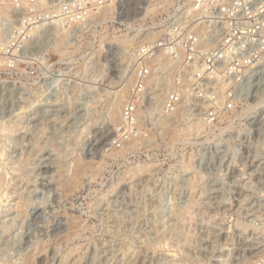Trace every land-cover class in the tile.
Returning <instances> with one entry per match:
<instances>
[{
	"label": "rangeland",
	"instance_id": "obj_1",
	"mask_svg": "<svg viewBox=\"0 0 264 264\" xmlns=\"http://www.w3.org/2000/svg\"><path fill=\"white\" fill-rule=\"evenodd\" d=\"M89 1L3 16L15 65L0 55V264H264V46L202 66L172 117L116 144L114 104L179 0Z\"/></svg>",
	"mask_w": 264,
	"mask_h": 264
},
{
	"label": "built area",
	"instance_id": "obj_2",
	"mask_svg": "<svg viewBox=\"0 0 264 264\" xmlns=\"http://www.w3.org/2000/svg\"><path fill=\"white\" fill-rule=\"evenodd\" d=\"M178 4L159 22L162 30L156 33L157 37L149 41L150 34L143 39L140 56L144 62L135 72L130 99L122 113L123 133L116 144L142 138L146 124L158 127L163 111L172 117L183 95L193 87L194 81L202 78V66L238 58L254 62L259 55L255 47L264 46L261 40V43L255 41L258 30L255 17L258 12H264V0H179ZM39 5V0H13L9 7L16 11L17 18L24 14L26 22H31L39 18ZM2 7L4 0H0ZM70 15L73 20L83 18L81 12ZM4 22L6 19L2 18V26ZM212 42L216 45L211 46ZM9 49L1 46L0 55L5 65L11 66L15 65V59L8 54ZM172 78L177 87L171 89Z\"/></svg>",
	"mask_w": 264,
	"mask_h": 264
},
{
	"label": "bare ground",
	"instance_id": "obj_3",
	"mask_svg": "<svg viewBox=\"0 0 264 264\" xmlns=\"http://www.w3.org/2000/svg\"><path fill=\"white\" fill-rule=\"evenodd\" d=\"M5 1V7H2L1 9H0V18L2 17L3 18V16L4 15H6V13H7V9H9L10 7H9V5L10 4H12V2H13V0H4ZM106 1V0H105ZM162 1V0H161ZM41 2V1H40ZM90 2V1H89ZM112 2V1H111ZM167 2V1H166ZM45 3V2H44ZM84 3V2H83ZM103 3V2H102ZM110 3V2H109ZM92 5V4H91ZM110 5H112V4H110ZM156 5V4H155ZM89 6V5H88ZM162 6V5H161ZM7 7H9V8H7ZM91 7V6H90ZM95 7V6H94ZM99 7V6H98ZM157 7V6H156ZM110 8H112V7H110ZM11 9V8H10ZM91 9V8H90ZM89 9V10H90ZM98 10V9H97ZM109 10V9H108ZM153 10V9H152ZM156 10V9H155ZM88 11V10H87ZM105 11L106 12H109V11H107L106 9H105ZM104 11V12H105ZM149 11H151V10H149ZM157 11V10H156ZM103 12V11H102ZM104 12L102 13V14H104ZM111 12V11H110ZM152 13V12H151ZM93 14V13H92ZM91 15V14H90ZM97 15H98V13H97ZM105 15V14H104ZM10 16V15H9ZM102 16V15H101ZM84 17V16H83ZM1 18V19H2ZM59 18V17H58ZM0 19V21H2ZM54 19V18H53ZM52 19V20H53ZM61 19V18H60ZM63 19V18H62ZM66 20V19H65ZM64 20V21H65ZM54 23H55V21H53ZM64 24V23H63ZM63 24H61V25H63ZM58 25H60V24H58ZM67 25V24H66ZM68 25H70V24H68ZM1 27H2V23L0 22V31H1ZM63 27V26H62ZM69 27V26H68ZM67 28V27H66ZM3 33V32H2ZM64 34V33H63ZM2 35V34H1ZM64 36V35H63ZM66 36V35H65ZM1 37V36H0ZM151 37V39H153L154 37H155V35L154 36H150ZM61 38V37H60ZM62 39V38H61ZM63 39H65V37L63 38ZM62 39V40H63ZM128 39V38H127ZM120 40V39H119ZM125 40V39H124ZM121 41V40H120ZM130 41V40H129ZM128 41V46L131 48H133V50H134V55H135V52H137L138 53V51L137 50H139L140 49V45L138 44V43H136V42H134L135 40H133V44H132V42H129ZM64 43V42H63ZM121 43V42H120ZM123 43V42H122ZM127 43V42H126ZM143 43V42H142ZM1 44V43H0ZM60 44V42L58 41V43H57V48H58V45ZM138 44V45H137ZM126 45V44H125ZM4 46V45H3ZM60 46V45H59ZM6 47H7V45H6ZM127 48V47H126ZM129 49V48H128ZM136 50V51H135ZM141 51V50H140ZM62 53V52H61ZM69 53V52H68ZM131 53H133V51L131 52ZM136 53V54H137ZM140 53V52H139ZM63 54V53H62ZM1 57V56H0ZM2 60V59H1ZM0 62H2V61H0ZM134 76V75H133ZM132 79V78H131ZM130 79V80H131ZM130 80L127 82V85H126V91L125 92H129L130 91V86L129 85H131V82H130ZM132 81H134V80H132ZM133 83V82H132ZM222 86V89L224 88L223 87V85H221ZM130 87V88H129ZM129 90V91H128ZM130 94V93H129ZM221 95V94H220ZM223 95V94H222ZM127 96V95H126ZM126 96H123V97H120V98H118V100L116 101V103L114 104V109H112L113 111V117H112V119H113V122H114V124H115V127H116V129H117V132H119V128H120V126H122V113H123V108H124V104H125V102L127 101V98H126ZM128 97V96H127ZM126 98V99H125ZM222 98V97H221ZM35 100V99H34ZM38 100V99H37ZM36 102V101H35ZM32 104V103H31ZM35 104V103H34ZM37 106V105H36ZM30 107V106H29ZM53 107V106H52ZM33 108V107H32ZM60 108V107H59ZM24 109V108H23ZM49 110V109H48ZM51 110V109H50ZM23 111H25V110H23ZM180 112H182V111H180ZM37 113V112H36ZM50 113V112H49ZM23 114V113H22ZM178 114V113H177ZM20 115V114H19ZM21 116V115H20ZM177 117V116H176ZM180 117V116H179ZM47 118V117H46ZM178 121V120H177ZM170 126V125H169ZM173 126V125H172ZM199 126V125H198ZM114 127V128H115ZM119 127V128H118ZM123 127V126H122ZM171 127V126H170ZM169 127V128H170ZM197 127V126H196ZM7 128V127H6ZM167 128V127H166ZM203 128V127H202ZM1 129H4V127L3 128H1ZM26 129V128H25ZM168 129V128H167ZM177 129V128H176ZM166 130V129H165ZM171 130V129H170ZM199 130V129H198ZM16 131V130H15ZM186 131V130H185ZM112 132V131H111ZM171 132V131H170ZM173 132H175V131H173ZM183 132V131H182ZM30 133V132H29ZM166 133V132H165ZM178 134V133H177ZM170 135V134H169ZM179 135V134H178ZM33 136V135H32ZM180 136V135H179ZM179 136H178V138H179ZM121 137V136H120ZM175 137V136H174ZM96 141V140H95ZM134 142H136L135 140H134ZM130 144H131V142H129ZM137 143H139L138 141H137ZM100 144V143H99ZM127 144V143H126ZM130 144H128L129 146V148H130ZM106 145V144H105ZM132 145V144H131ZM124 148V147H123ZM124 150V149H123ZM96 151V150H95ZM98 151V150H97ZM125 151V150H124ZM119 152H117V154H118ZM122 154V153H121ZM191 156V155H190ZM188 159V158H187ZM80 163V162H79ZM81 164V163H80ZM80 164H78V165H80ZM83 164V163H82ZM86 164V163H85ZM188 164V163H187ZM190 165V164H189ZM83 166H85V165H83ZM89 166V165H88ZM145 167V166H144ZM75 168V167H74ZM78 168V167H77ZM87 168V167H86ZM76 169V168H75ZM196 169V168H195ZM84 167L81 169V167L80 168H78L77 169V171H76V174H75V176H74V178H72V181H70V185H69V187L68 186H66V187H68V188H66L67 189V192H71V191H73V190H76L79 186H80V177H82V175L84 174ZM46 172V171H45ZM20 174V173H19ZM23 174V173H22ZM129 174V173H128ZM193 175V174H192ZM21 176V175H20ZM134 176V175H133ZM199 176V175H198ZM198 176H192L193 178V180H196L197 181V179H198ZM132 177V176H131ZM71 178V177H70ZM201 180V179H200ZM2 176H0V184L2 185ZM68 184V183H67ZM82 186V185H81ZM2 187H4V186H2ZM2 190V189H1ZM80 190V189H79ZM194 190V189H193ZM2 192V191H1ZM65 193V192H64ZM9 194V193H8ZM67 194V193H66ZM6 195V194H5ZM6 197V196H5ZM10 197V196H9ZM9 197H7V198H9ZM22 197V196H21ZM6 198V199H7ZM199 201V200H198ZM238 201V200H237ZM242 203V202H241ZM251 209V208H250ZM250 211V210H249ZM35 216V215H34ZM173 217V216H172ZM66 219H67V217H66ZM69 219V218H68ZM69 221V220H68ZM71 221V220H70ZM69 221V222H70ZM72 222V221H71ZM73 226V225H72ZM76 226V225H75ZM71 227V226H70ZM69 227V228H70ZM72 228V227H71ZM70 230V229H69ZM246 230V229H245ZM161 243V242H160ZM42 249V248H41ZM41 251H43V250H41ZM76 251V250H75ZM74 251V252H75ZM31 258V257H30ZM28 260V259H27ZM26 260V261H27ZM31 263V262H30ZM27 264V263H26Z\"/></svg>",
	"mask_w": 264,
	"mask_h": 264
}]
</instances>
